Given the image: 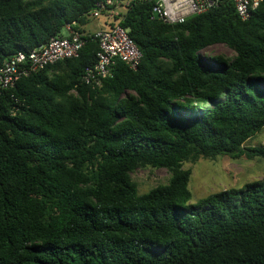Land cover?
<instances>
[{
	"label": "trees",
	"instance_id": "1",
	"mask_svg": "<svg viewBox=\"0 0 264 264\" xmlns=\"http://www.w3.org/2000/svg\"><path fill=\"white\" fill-rule=\"evenodd\" d=\"M105 0H0V65ZM128 1L119 24L142 57L84 82L98 43L0 90V264H264V177L190 203L186 161L264 158V1L167 24L155 0ZM224 44L226 57L204 51ZM166 168L139 194L130 174Z\"/></svg>",
	"mask_w": 264,
	"mask_h": 264
},
{
	"label": "built area",
	"instance_id": "2",
	"mask_svg": "<svg viewBox=\"0 0 264 264\" xmlns=\"http://www.w3.org/2000/svg\"><path fill=\"white\" fill-rule=\"evenodd\" d=\"M264 0H155L151 7L152 18L157 17L167 24L185 22L189 17L215 8L219 3H231L241 20H247ZM128 1L105 0L97 3L88 15L92 18H111V14L123 13ZM66 24L63 35L50 39L28 52L17 51L0 65V90L12 87L18 80L65 58L76 57L88 38L97 40L96 63L86 68L83 80L99 86L100 80L110 74L116 61L124 62L135 70L142 54L127 30L119 24L106 25L94 31H80Z\"/></svg>",
	"mask_w": 264,
	"mask_h": 264
},
{
	"label": "rangeland",
	"instance_id": "3",
	"mask_svg": "<svg viewBox=\"0 0 264 264\" xmlns=\"http://www.w3.org/2000/svg\"><path fill=\"white\" fill-rule=\"evenodd\" d=\"M87 20L77 26L84 31L105 28L102 18L87 16ZM204 52L220 53L226 57L234 55V51L224 44L213 45ZM244 145L264 146V128ZM183 168L191 170L188 183L191 192L189 202L195 203L210 193L231 187L238 188L247 182L261 180L264 177V158H248L246 155L231 158L228 155H218L215 159L199 158L196 161H186ZM130 176L137 185L138 193L143 194L153 187L166 184L170 173L166 168L140 167L131 172Z\"/></svg>",
	"mask_w": 264,
	"mask_h": 264
},
{
	"label": "crops",
	"instance_id": "4",
	"mask_svg": "<svg viewBox=\"0 0 264 264\" xmlns=\"http://www.w3.org/2000/svg\"><path fill=\"white\" fill-rule=\"evenodd\" d=\"M103 19V18H102ZM102 22H103V24L105 25V20L103 19L102 20ZM105 27H106V25H105ZM102 29V28H101ZM97 30V29H96ZM92 31H94V30H92Z\"/></svg>",
	"mask_w": 264,
	"mask_h": 264
}]
</instances>
